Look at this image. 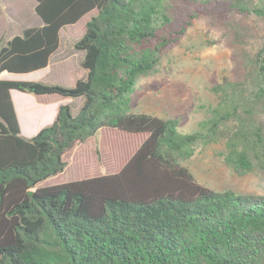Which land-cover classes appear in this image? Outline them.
<instances>
[{"label":"trees","instance_id":"trees-1","mask_svg":"<svg viewBox=\"0 0 264 264\" xmlns=\"http://www.w3.org/2000/svg\"><path fill=\"white\" fill-rule=\"evenodd\" d=\"M36 1L44 24L0 41V73L47 67L60 30L85 16L74 47L87 76L70 87L0 78V264H264V194L213 189L183 164L198 146L225 139L236 173L264 177V41L253 43L233 19H264V0ZM204 16L249 42L240 77L212 87L218 101L191 133L177 118L129 111L139 79ZM12 89L84 102L77 115L61 104L51 124L26 137ZM101 131L124 137L126 149L88 164ZM124 132L146 136L132 147ZM125 154L113 173L49 179Z\"/></svg>","mask_w":264,"mask_h":264},{"label":"rangeland","instance_id":"rangeland-1","mask_svg":"<svg viewBox=\"0 0 264 264\" xmlns=\"http://www.w3.org/2000/svg\"><path fill=\"white\" fill-rule=\"evenodd\" d=\"M233 19L247 27L253 35V43L264 41L262 17L235 15ZM85 23L84 16L77 23L62 28L61 48L57 56L53 57L50 68L41 69L28 76L10 73L4 78L74 86L76 81L83 77L79 56L80 54L83 56L84 52L77 50L70 43L83 36ZM236 37L235 29L225 22L207 16L195 21L181 42L163 53L154 71L139 79L136 90L130 97L129 111L154 114L162 118H177L179 130L183 133L196 130L199 122L208 117V107L218 101V95L212 87L225 79L233 80L240 77L239 55L249 42L241 43ZM58 54L60 59H63V64H56ZM33 95L32 100L21 99L26 102L25 106L28 109L33 110L36 106H39L38 110H40L44 102L59 98L56 95ZM16 98L20 100L21 96L16 94ZM64 99L70 105L72 114L77 115L84 98ZM126 134L131 140L132 147L146 136V133ZM125 140L124 137L110 131H101L92 142V146L90 145L93 153L86 161L88 164L96 165L114 161L118 152L124 153ZM80 149L81 152H87L82 147ZM97 150L100 157L97 155ZM225 150V139L200 145L195 154L183 161V164L191 170L198 182L213 189L264 194V177L255 171L243 175L236 173L224 160ZM127 156L128 154L124 157L120 155L113 166L106 164L93 169L80 164L72 173L64 170L49 179L53 182H62L73 177L82 179L87 176L86 174H91L90 172H97L99 175L113 173L122 167ZM68 160L70 163V159Z\"/></svg>","mask_w":264,"mask_h":264},{"label":"crops","instance_id":"crops-1","mask_svg":"<svg viewBox=\"0 0 264 264\" xmlns=\"http://www.w3.org/2000/svg\"><path fill=\"white\" fill-rule=\"evenodd\" d=\"M36 3V0H0V41L7 42L11 40L14 36L22 35L24 28L26 27H40L44 24L42 18L38 15L35 10ZM61 31L62 29L60 30V45L58 49L50 56L49 64L45 68H50L52 66V59L54 56H57V53L61 48ZM76 40L71 42L70 45L74 46ZM83 56H81V54L79 56V59L81 61L83 59ZM56 58L57 65L63 64V59H60L59 54ZM39 70L41 69L27 73L17 74H23L28 76L37 73ZM10 73L12 72L3 71L0 73V78H4V76ZM82 75L84 78L87 76V70L84 68ZM11 93L15 108L17 110L22 134L26 137L34 136L43 127L51 124L56 118L60 105L67 104L64 98H59L55 101L44 102L40 110H38L39 106L34 107L33 110L28 109L25 106L26 102L24 103V101L21 100L22 98L25 100H32L34 98V95L32 93L22 91L18 92L16 89H12ZM16 94H19L21 96L20 100H17ZM17 107L21 108V112ZM22 112L25 117L22 116Z\"/></svg>","mask_w":264,"mask_h":264}]
</instances>
